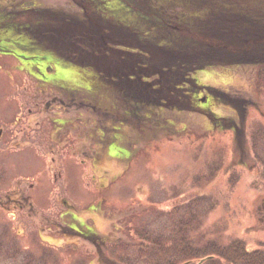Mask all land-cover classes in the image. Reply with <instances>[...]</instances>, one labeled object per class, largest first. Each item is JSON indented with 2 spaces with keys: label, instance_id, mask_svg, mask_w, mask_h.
<instances>
[{
  "label": "rangeland",
  "instance_id": "rangeland-1",
  "mask_svg": "<svg viewBox=\"0 0 264 264\" xmlns=\"http://www.w3.org/2000/svg\"><path fill=\"white\" fill-rule=\"evenodd\" d=\"M155 1L135 2L141 8L156 4L167 12H178L181 21L197 28L220 31L224 13L249 14L257 19L256 23L264 24V18L258 19L264 14V0H230L229 6L220 0L171 1L184 4L182 9L166 0ZM126 2L0 0V124L9 121L8 111L16 107V96L26 92L36 95L37 90L39 97L46 98L41 93L42 83L27 79L24 65L32 68L34 78L58 83L55 91L59 99L71 91L76 99L88 86L95 98L79 96L77 100L83 98L85 104L89 101L97 105L96 109L104 114L111 104L102 79L109 54L113 61H126L132 74L134 67L141 69L137 81L127 80V89L114 78L119 93L112 92V98L116 95V101L127 107L130 102L136 103L142 107L140 116L144 115L142 133L137 136L135 120L123 124L122 119H104L102 114L97 119V112L96 117L77 112L65 127L76 128L86 147L77 155L65 156L57 186L49 180L48 157L35 147L0 153V197L13 181L26 177L38 184L31 190L33 208L39 213L48 210L46 213L55 217L52 222H40L33 214L29 217L17 212L12 218L10 203L0 207V264H127L124 260L135 252L141 234L168 233L169 212L176 206L185 211L184 205L194 197L200 198L195 210L199 221L187 236L196 245L208 241L226 245L240 239L248 249L264 248V167L254 155L255 151L264 160V142L255 138L251 148L250 138L255 128L264 129V87L257 86V65L221 61L195 70L193 77L199 86L192 93L198 100L192 99L189 107L178 108L174 102L160 107L147 101L133 92L135 85L146 80L156 86L154 81L161 72L158 66L175 74L173 61L167 64L160 54L138 41L135 28L142 24L138 21L140 14ZM189 13L196 16L188 19ZM208 37L203 38L217 43L216 38ZM221 43L219 40L217 44ZM21 46L25 50H20ZM259 48L245 45L236 51L250 59L248 52H259ZM15 55L21 56V64ZM63 57L78 66L59 59ZM89 62L103 72L99 80L93 77ZM142 66L146 69L142 70ZM73 78L77 80L73 85L66 81ZM203 98L205 102H200ZM40 102L38 98L28 105L33 108ZM118 131L138 147L125 172H118L121 166L114 163L112 167L104 156L92 163L94 151L108 140L110 153L125 156L117 143L120 139L114 140L120 135ZM93 166L95 172L91 171ZM209 172L215 173L207 181H194ZM230 178L236 180L232 186H228ZM57 191L73 207L62 203L60 196L52 206L51 196ZM212 204L214 207L208 208ZM73 225L84 232H94L91 239L103 244L98 248L63 228L75 229ZM120 243L126 245V251Z\"/></svg>",
  "mask_w": 264,
  "mask_h": 264
},
{
  "label": "trees",
  "instance_id": "trees-1",
  "mask_svg": "<svg viewBox=\"0 0 264 264\" xmlns=\"http://www.w3.org/2000/svg\"><path fill=\"white\" fill-rule=\"evenodd\" d=\"M126 1L132 11H138L140 14L138 21L142 24L135 28L138 41L148 50L156 51L164 57L168 61L167 64L173 61L172 67L175 74L164 72L169 71V69L162 70V67L158 66L157 69L161 70V72H158L161 77L158 76V81L156 79L154 83L156 87L165 92L170 90L171 96L175 99L174 103L179 104L178 108L181 105L191 106L189 94H195L192 91L199 86L197 80L193 77L194 71L204 69L216 62H252L257 65V86L259 88L264 87V24L256 23V18H252L249 14L224 13L221 15V29L217 31L211 27L197 28L194 25H188V23L180 20L178 12H167L156 7V4H148L141 8V6L136 5L135 1L138 0ZM166 1L171 5L181 6V9L185 6L174 2L172 4V0ZM155 2H158V0ZM219 2L224 3L225 6L230 5V0H220ZM95 6L103 13V10L99 8V4L95 3ZM105 16L107 15L105 14ZM195 16L193 13H189L187 18L191 19ZM262 18H264V14L258 16V19ZM199 34L198 38L197 35ZM201 35L204 38L209 36L210 40L216 38L217 43H219V40L222 43H212L213 39L212 42H207ZM245 45H252L253 48L261 47V51L258 52L257 49L250 50L248 53H250L249 56L252 60L247 59L236 51V49ZM20 50H25V47L21 46ZM120 61L127 73V80L137 81L141 69L134 67V73L132 74V67H129L126 61L118 59V62ZM89 63L91 66H87L94 68L95 71L98 70L96 72L102 77L103 72H100L96 64ZM143 69H146V67L142 66ZM132 75L135 76V79ZM102 79L104 81V76ZM137 83L141 84L143 92H147L150 87L155 86L148 84L146 80ZM259 88H257L258 92L260 91ZM250 138L251 148L254 147L255 138H259L261 142H264V129L261 126L255 128ZM254 155L264 167V160H260L255 151ZM214 173L209 172V175L206 173L198 175L194 181L199 179L207 181ZM262 179H264V174ZM235 181V179L231 180L230 178L228 186H232ZM199 199V197L192 198L190 203L184 205L185 211L178 210V206H176L175 209L169 212L171 224L168 225V233L143 232L140 237L141 242L135 247V252L131 256L129 254L124 262H127V264H264V248L248 249L246 243L240 239H235L226 245L209 241L203 245H196L194 240H190L187 233L199 221V217L195 212ZM213 207L214 204L209 205L208 208ZM120 246L122 250L126 251L125 244L120 243Z\"/></svg>",
  "mask_w": 264,
  "mask_h": 264
},
{
  "label": "flooded vegetation",
  "instance_id": "flooded-vegetation-1",
  "mask_svg": "<svg viewBox=\"0 0 264 264\" xmlns=\"http://www.w3.org/2000/svg\"><path fill=\"white\" fill-rule=\"evenodd\" d=\"M62 31L63 30H61V32ZM39 33H41V31H39ZM78 55L80 57L81 55L80 52L78 53ZM14 58L18 61V63H20V61L18 60V59L21 60L20 55H15ZM59 59H61L62 61H68L78 66L76 62H73L72 60L66 59L64 57ZM24 66L28 69V72L26 73L27 79L29 80L33 79L35 81L42 83L43 89L41 90V93L43 96L46 95V98L39 97V93H37V90H35L36 95L28 94L26 92V94H23L21 97L16 96L19 98V100L15 97L16 107H14V109H12L11 111H8V117L10 118L9 121L8 122L1 121L0 124V153L6 150L18 152L23 150L26 146L35 147L37 151L38 150L41 151V152L38 151L40 154L48 157L49 159V169H48V172H50L49 180L54 186H57L59 180L61 179L62 172L64 171L63 160L65 156L72 157L74 155H77L80 151L84 150L86 147L84 141L80 139V133L78 130H76V128L65 127L66 125L65 122H68L71 119H75V114L80 110L84 113L86 117H91V116L96 117L95 112H97V117H96L97 119H100V114H102L104 119L108 118V116L111 118L116 117L118 119H122L124 121L123 124L128 122L129 124H131L133 123L132 120H135L134 122L135 129L137 130L135 134L139 136L142 133L141 131V128H143L142 120L144 117V115L143 117L140 116V111H141L140 109H142V107L138 106L134 102H130L129 103L130 108H129L127 107V105L119 104V102L116 101L115 99L116 95H114L112 98V92L119 93L116 87V83H114L115 81L118 80L119 83H121V85H125L126 89L128 83H127V73L123 68L124 66L122 62L121 61L117 62L115 60L113 61L110 54L106 56L103 75H104L106 96L108 98V102L110 101L111 104L109 110L105 111L104 114L101 113L98 109H96L97 105L92 104L89 101L87 102V104H85L86 101L82 100L83 98L77 100V98L80 96L79 94L78 97L75 99L74 92L72 91L62 95L63 98L59 99L55 91L58 83H56L54 80H50V81L47 80L43 82L40 78L36 79L30 73L32 72V68L28 67L27 65ZM47 69L51 70L50 68ZM158 76L161 77V74L157 75L156 77L157 81H158ZM93 77H96V79L98 80L100 77L99 73H97L95 69H94ZM114 78H117V80H115ZM66 81H68L69 84L73 85V83L76 82L77 80L73 78ZM34 88L39 89L35 85ZM85 89L83 88V90L81 91L80 97L88 96V99L95 98V94L90 92L88 86ZM148 90L147 92L146 91L143 92L141 88V84L138 83L135 85V89L133 92L138 93L141 96L145 97L147 101L151 100L152 102H156L157 105H160V107L162 105L167 104V102H174L175 100L174 97L171 96L170 90L165 92L164 90L156 86L152 88L150 87V89ZM85 92L87 93L85 94ZM204 97L208 99L207 95H205ZM38 98L41 99L40 104L34 105L33 108L30 105H28L29 101L32 102V100H37ZM192 99L198 100V97L195 96L194 94H189L190 103ZM79 100L80 102H78ZM125 103L127 104V101ZM196 106L199 107V105ZM54 113L56 114L53 115ZM121 133L122 131L120 133L118 131L117 134L120 135L117 137V139L114 140L118 141V139H120L117 143L120 145L121 150L125 152V156H121V155L118 156L113 152L110 153L109 152L110 141L108 140L104 143L102 147L94 151L92 163L95 164L96 161L99 160L101 156H104L108 158L110 163H112L111 164L112 167L114 163L115 165L117 163V165L121 166L118 172L126 171L129 161L132 159L134 154L136 155V151L138 150V147L137 146L134 147L135 145H133L132 141L130 142L128 140V137L127 139L123 138ZM134 151L135 153H133ZM120 164H123V166ZM91 171L95 172L94 166L92 167ZM37 185L38 184H36V181L35 182L30 181L26 177L17 178L15 181H13L11 186H9L10 189L6 188L9 190L4 192L2 196L3 199L0 197V207L6 208L7 204L10 203L12 206V212L14 213V214L11 213L12 218L16 217L17 212L19 213L23 212L26 214V216L28 215L29 217H31L32 214L35 215L37 219L40 220V222L41 221L52 222L51 220H53L55 217H50L46 213L48 210L39 213L38 211H36L35 208H33L31 190ZM57 196H60V200L62 203H68L70 207H73L72 202H69V200L58 191L51 196L52 206L54 205L53 203L56 204L57 200H55V198ZM72 227L75 229H71L68 227H63V228L69 230L70 232L76 234L77 236L90 240V242L93 243L98 248H100V244H103V241H100V243L98 244L96 240L91 239L92 235H94V232L93 233H91L92 231L84 232L83 230L78 229L75 225H73Z\"/></svg>",
  "mask_w": 264,
  "mask_h": 264
},
{
  "label": "water",
  "instance_id": "water-1",
  "mask_svg": "<svg viewBox=\"0 0 264 264\" xmlns=\"http://www.w3.org/2000/svg\"><path fill=\"white\" fill-rule=\"evenodd\" d=\"M202 101H204V99H202Z\"/></svg>",
  "mask_w": 264,
  "mask_h": 264
}]
</instances>
